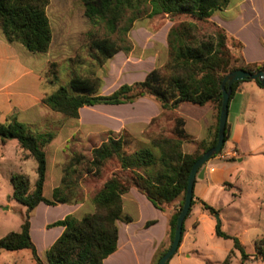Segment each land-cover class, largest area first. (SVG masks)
I'll return each instance as SVG.
<instances>
[{"label":"trees","instance_id":"trees-1","mask_svg":"<svg viewBox=\"0 0 264 264\" xmlns=\"http://www.w3.org/2000/svg\"><path fill=\"white\" fill-rule=\"evenodd\" d=\"M49 1L0 0V33L5 40L11 44L23 45L30 53H47L52 42V30L46 14ZM228 2L229 0H83L85 16L94 25L102 23L111 35L123 37L115 40L90 34V57L101 66L118 52L129 51L122 48L120 43L127 42L125 37L134 22L144 17L167 13L209 21L213 12L225 8ZM218 30L215 41L201 42L197 46L183 42L178 45L171 41L172 59L167 67V76L160 69H155L143 82L124 85L109 96L98 94L101 82L95 74L78 76L72 78L68 85L60 86L45 97L43 103L47 107L73 119L79 118V112L84 107L129 104L142 97L157 101L164 110L177 109L182 104L211 106L214 110V123L207 139L192 154L182 152L183 141L188 139L183 120H177V138L154 139L149 146L132 154H127L125 140L118 137L110 138L102 146L94 148L92 159L86 163V175L98 177L114 158L119 161L121 171L114 173L93 195V213L82 219L69 215L50 226L63 227L64 233L47 252L49 264H103L105 259L114 254L118 248V222H133L132 218L123 214L122 200L131 189L144 194L156 208L165 213L168 205L181 199L179 210L170 215L169 243L157 257L159 261L168 251L174 239L177 219L184 205L188 178L194 164L217 144L223 80L237 70L251 73L264 71V64L250 65L244 62L242 43L238 42L239 52L233 53L232 49L235 47H231L229 43L233 42L234 45L237 39L223 29ZM58 81V76L55 75L51 83L56 84ZM243 82L246 81L232 86L230 101ZM256 83L262 87L259 81ZM0 139L3 143L17 141L27 157L37 164V179L33 188L27 175L17 173L11 177L14 189L12 199L24 205L27 211L21 231L11 232L0 238V253L29 250L36 264H44L31 237V214L42 203L56 206L84 202V198L78 193L79 180L74 178L77 166L83 163V156H75L70 161L65 169L62 185L55 189L53 199L50 200L44 196L48 171L45 148L52 142L54 135L37 136L27 124L12 117L6 123L0 122ZM204 208L214 217L218 213L206 204ZM184 232L183 227V234ZM216 236L233 241L234 249L241 253L242 263L249 259L240 240L222 231L220 220H217ZM255 249L257 258L264 261V237L256 241ZM232 255L233 252L221 264H231Z\"/></svg>","mask_w":264,"mask_h":264},{"label":"rangeland","instance_id":"rangeland-1","mask_svg":"<svg viewBox=\"0 0 264 264\" xmlns=\"http://www.w3.org/2000/svg\"><path fill=\"white\" fill-rule=\"evenodd\" d=\"M241 1L229 0L225 8L213 12L209 21L167 13L137 20L125 37L127 42L120 43L122 48L129 51H120L99 66L90 57L89 35L110 37L115 40L123 37L118 34L111 35L102 23L94 25L85 16L83 0H50L46 8L52 30V42L48 52L35 54L24 50L29 54L31 63L41 69L44 75L43 89L46 95L52 94L60 86L68 85L74 77L95 74L101 82L98 94L109 96L124 85L143 82L146 75L155 69H160L165 76L169 75L167 67L172 59L171 41L178 45L183 42L197 46L201 42L215 41L218 28L230 35L229 29L237 31L246 19L245 16L243 19L238 14ZM257 3L264 11V0H257ZM243 10L246 12V5ZM248 13L250 15V11ZM253 27L250 25L245 28L240 35L249 44L250 49L256 51L258 42L254 38L257 31ZM238 42L240 41H234V45L233 42L229 43L231 47H235L232 49L235 54L239 52ZM153 66L155 68L151 71ZM55 75L59 81L53 84L51 80ZM142 98L153 100L149 97ZM138 100L122 105L87 107L81 110L78 119L69 118L46 107L45 113L38 121L33 123V120L27 119L25 123L31 124L29 128L33 134L54 135L52 142L45 148L48 163V180L44 191L46 198H52L53 181L59 176L64 177L66 167L75 156H83V163L77 166L74 174V178L79 180L78 193L89 202L114 173L121 171L119 161L114 158L107 163L98 177L93 178L92 175L86 176V163L92 159V150L102 146L110 138L124 139L127 154H132L143 147L137 145ZM28 117L32 119L33 116ZM259 134L255 137L257 141L254 146L263 145V150L245 158L241 164V179L235 181L233 188L227 184L228 189L218 190L217 194L221 193V197L215 207L211 204L218 212L222 231L240 240L249 259L242 263L241 253L234 249L232 240L216 235L211 238L198 230L196 240H191L190 243L195 249V252H191V258L181 254L179 259L177 251L168 264H221L232 252L231 264H264V261L257 258L255 249L256 241L264 237V130L261 129ZM57 137L58 140H55ZM15 143L16 141H12L5 147L0 139V238L11 232H20L27 211L24 205L12 199L14 189L11 177L17 173L27 175L32 188L37 179L36 162L29 159ZM179 201L181 204V199ZM90 206L89 210L78 214L77 217L82 219L85 215L93 213L94 206ZM195 210L197 209L193 208V212ZM60 213L61 211L45 212L42 209L36 220V227L39 228L47 219L59 217ZM189 222L188 219L186 227ZM42 257L46 260L44 253ZM158 258L154 264H158ZM20 260L24 264H36L29 251L21 253L3 251L0 254V264H14Z\"/></svg>","mask_w":264,"mask_h":264},{"label":"crops","instance_id":"crops-1","mask_svg":"<svg viewBox=\"0 0 264 264\" xmlns=\"http://www.w3.org/2000/svg\"><path fill=\"white\" fill-rule=\"evenodd\" d=\"M257 4V0H242L239 4L240 12L238 14L243 19L245 16L246 19L237 31L229 29L231 35L244 44L242 50L244 62L250 65L264 64V11ZM245 5L246 12L243 10ZM248 11H250V15L247 14ZM220 25L226 28L225 25L221 23ZM250 25H253V29L257 31L254 38L258 42L256 51L251 50L249 44L240 35ZM24 49L19 43H8L0 34L1 123H6L12 117H16L22 123L27 122V119L33 120L34 123L41 118L47 107L43 103L47 96L43 89L44 75L41 69L31 63L29 54H26ZM154 68L155 66L151 71ZM28 115L33 116L32 119ZM177 120H183L184 131L188 136V139L183 141L182 152L192 154L198 145L207 139L209 129L214 123V110L211 106L198 107L191 104H182L177 109L164 110L157 102L141 98L137 101V145L146 147L152 140L162 137L177 138L175 135ZM263 123L264 88L254 81L241 83L229 104L228 138L224 149L221 154L206 164L204 177L196 178L193 206L185 220V223L188 219L190 222L187 227L184 223L185 232L178 250L179 259L181 254H186L187 258H191V252H195L190 243L191 240H196L195 235L198 230L211 238L215 237L217 220L205 210L204 204L210 207L213 204L215 207L221 197V193L217 194V191L228 189L227 184H229L228 187L233 188L235 181L242 177L241 164L245 158L252 157L263 150V145L254 146L257 141L255 137L260 135L261 129L264 130ZM55 140H58V137ZM12 141L1 142L5 147H8ZM15 145L18 147L17 141ZM62 178L63 176H59L57 180H52L54 186L50 200L53 199L55 189L62 185ZM47 180L48 171L45 186ZM122 200L123 214L132 218L133 222H118L117 251L105 259L103 264H154L156 258L169 243L170 215L179 210L180 201L176 200L168 205L165 213L156 208L144 194L136 189H131L122 197ZM43 205L46 204H40L31 214V237L43 263L49 264L47 252L64 233L63 227L50 226L69 215L77 217L78 214L89 210L90 205L93 204L86 198L83 203L77 205L57 204L56 206L46 205V208H42ZM193 208L197 210L193 212ZM42 209L45 212L61 211V215L55 219H47L37 228L36 220ZM214 209L216 210V208ZM43 253L46 255V260L42 257ZM14 264H24V262L20 260L15 261Z\"/></svg>","mask_w":264,"mask_h":264},{"label":"water","instance_id":"water-1","mask_svg":"<svg viewBox=\"0 0 264 264\" xmlns=\"http://www.w3.org/2000/svg\"><path fill=\"white\" fill-rule=\"evenodd\" d=\"M241 81H259L262 88H264V71L251 73L245 70H237L229 74L222 82V106L220 110V117H219V127H218V138L217 144L206 151L194 164V167L190 173L188 178V185L185 194V201L184 205L181 209L180 215L177 219V224L175 228V235L171 246L169 247L168 251L162 256L158 264H168V262L172 259V257L177 253L179 250L180 244L183 238V227L185 220L187 219L193 202V190L196 178H203L205 174V166L206 164L213 159L214 157L218 156L226 142V131H227V122H228V115H229V104L230 98L232 95V86L237 82ZM227 86V89H226ZM216 219L219 220V216H215Z\"/></svg>","mask_w":264,"mask_h":264}]
</instances>
